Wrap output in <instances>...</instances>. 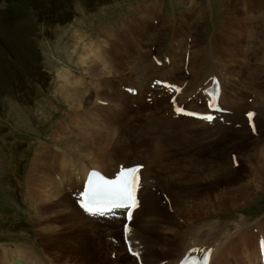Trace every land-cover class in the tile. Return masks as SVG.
<instances>
[{"label": "rangeland", "instance_id": "374dc122", "mask_svg": "<svg viewBox=\"0 0 264 264\" xmlns=\"http://www.w3.org/2000/svg\"><path fill=\"white\" fill-rule=\"evenodd\" d=\"M143 1L0 0V245L5 247L19 245L25 250H33L39 256L42 247L38 244V232L46 233L45 230H53L50 226L42 229L36 222L42 217V214L31 200V179L27 177L31 172V162L35 157L47 155V152L49 155L52 151L49 158L52 160L51 169L54 172L56 162L53 160L60 155L54 150L58 146L64 150L65 143H70L68 148L72 150L78 148L80 146L79 138L84 134L80 130L82 127H86L88 132L99 135L94 138L97 144L99 142L107 143L111 139V142L115 143L116 137L121 135V130H124L122 132L124 139L128 140L129 138L130 141L131 137L127 136L129 134L125 131L128 128L126 126L129 125L127 121L130 120V114L138 109L133 108L135 104H138L136 100L131 98L129 100V97L126 98V102L116 100L115 114L107 116L104 107L93 102L90 103L91 101L85 98L84 94H86L87 88L83 90L81 85H76V81L83 78L84 82L91 88H95L98 93V89L94 85L102 86V81L96 80L94 75L103 66L99 63L100 58L107 66L105 70L109 68L113 70L116 65L115 56L118 55L128 60L126 62L129 66L125 69V74H131L132 82L135 84L142 82L141 78L146 76L145 74H148L150 70L146 69L147 54H143V50L139 46L144 48V43L151 34L153 6L150 8L140 5L129 13L130 19L126 20L125 26L126 28L131 26L136 34L133 38H128L118 25L113 26L110 23L114 24L113 17H126L127 14L124 11L129 10L131 2ZM199 1L201 6L197 9L201 12L195 11L196 26L192 28L191 32L189 23H191L193 0H187V2L186 0H163L165 9L168 12L174 11L169 14V21H166L170 24L169 27L166 25L168 34L172 36L181 32L179 38L171 37V42L179 41L178 43H180L184 31L190 32L191 38L196 41V48H200L204 55L212 57L214 62L219 65L218 68L227 74V93L229 92L227 96L231 97V95L243 91V97L246 99L248 96L247 89H245L247 79L244 75L245 71L240 65L242 58L246 56L250 61L247 73L251 70H259V66H264V11L261 12L262 8L259 7V4H264V0H226V5L223 3L224 0ZM243 2L247 3L243 4ZM159 18H162V14L159 15ZM162 21L164 22V18ZM162 35H165V32ZM107 37H110L112 45L105 40ZM94 38L95 40H92ZM168 38L166 35L160 39V43H165L162 48L168 43ZM101 40H105L108 45H105L103 51L99 48L97 52L99 54V58L96 60L99 63L98 66L89 67L92 64L91 61L80 63L79 56L83 53V47L90 42H100ZM221 40L234 43L233 47L238 49V51L235 49L236 52L233 50L234 48H231L235 53L234 56L230 53L232 51H228L229 48L225 51L222 50L224 53L214 51L215 47L220 48L221 45L218 44ZM115 43H118L119 50L114 48L118 52L113 51ZM195 46L193 43L192 53L189 52L191 57L195 53ZM138 53L143 55L144 61L135 59V64L130 57H137ZM123 58L120 59L124 60ZM195 61L196 59L192 60L193 64ZM175 66L177 67V65ZM68 68L78 76L71 74ZM166 68L168 66L163 64L152 70L158 75H160L159 73L165 75ZM238 71L239 74H237ZM63 73L68 75L69 82L76 85L73 87L74 89L72 85L62 89L65 81L60 78V74ZM193 73L200 74L194 65L193 70L191 67L189 70L184 68L181 71V75L188 77H191ZM212 73L215 74V72ZM110 74L101 79L111 82L112 74ZM100 89L102 90L101 87L99 91ZM196 98L193 97V103L196 102ZM229 100L224 102L229 105ZM234 100L232 99V101ZM141 104L146 106L143 101ZM251 106L252 110H257L253 105ZM168 107L164 110L166 116L169 114ZM60 108L71 109L75 112L70 118ZM245 108L244 110L240 109L234 116L225 117L231 122L230 126H226L225 122L220 125H206L189 117L186 119L194 124L189 127L180 126L187 137V146L182 151L195 153L200 157L208 152L217 154L225 165L229 164V167L231 160L240 161L237 167H234L237 169L236 172L231 173L227 170L220 175L216 181L221 184L216 189L205 190L203 183L201 184L203 186H193L192 190L196 192V200L203 199L207 193L213 194L214 198L219 192L230 193L229 190L239 184V181L236 183L234 178L237 175L248 173L246 164L250 161L245 156H248L249 153L264 151V132L257 135L261 131V127L256 128L255 125L256 135H247L250 136L248 138L232 133V131L239 130L235 123L244 122L242 113L247 109ZM255 110L254 113H256ZM132 117L134 116L131 115V119H133ZM65 119L69 120L62 125L59 124L60 120L62 122ZM259 120L264 125L263 111L259 112ZM66 123L67 125H65ZM88 125L94 126V128H90ZM57 134L61 135L59 141H56ZM43 147L45 150L51 149V151H42ZM130 150L132 151V149ZM118 158V156L111 157L113 163L110 168L120 161ZM251 158L253 159V157ZM144 162L142 161V163ZM57 171L56 169V174H58ZM160 171L161 175L164 174L163 187L171 186L173 184L172 172L164 167H161ZM84 176H79V181L76 183L80 184ZM262 177L264 178V173ZM252 178L251 176L250 178L244 177L241 182L249 181ZM58 183L64 189L62 183L59 181ZM34 188L33 186L32 189L34 190ZM218 189L222 191L214 193V190ZM70 193L67 191L68 195ZM233 208L223 213L225 219L228 220V228L234 227L241 217L245 219V222H252L255 218L264 219V179L261 180V187L256 188L247 201L238 202ZM46 215L44 214V216ZM204 221L208 220L201 219L198 224ZM114 240L115 237L105 238V241L111 244H116V240ZM86 251L85 249L84 252ZM90 251L88 250L87 254L83 253L84 257H87L89 253L93 254L92 250ZM110 252L113 253L110 249L107 254ZM165 258L162 256L160 260ZM62 260L66 262L65 264H74V258L66 257V254ZM86 262L87 264H104L102 259H97V257L94 259L92 256L87 258ZM132 264H135L134 260H132Z\"/></svg>", "mask_w": 264, "mask_h": 264}, {"label": "bare ground", "instance_id": "6f19581e", "mask_svg": "<svg viewBox=\"0 0 264 264\" xmlns=\"http://www.w3.org/2000/svg\"><path fill=\"white\" fill-rule=\"evenodd\" d=\"M223 3L226 5L227 1L224 0ZM246 3L243 2V4ZM180 34L181 32H178L171 37L173 39L179 38ZM194 42L196 41L193 40ZM105 45H108L105 40L90 42L83 47V53L79 56V62L91 61L92 64L89 66L91 68H95L101 63L103 65L102 68L96 71L97 73L94 76L96 80L102 81H100L102 86L99 84L94 86L100 94H112L116 97V100L126 102L128 96L125 93L114 88L115 84L113 82L103 81L101 78L106 75L108 76L111 72V77L122 76V79L132 81L131 74H125V69L129 66L128 62H126L128 60L116 55L115 68L113 70L111 68L105 70L107 66L104 61L101 58L99 63L96 61L99 58V54H97L99 48L103 51ZM218 45H221L219 46L220 48L217 49L215 47L214 51L224 53L223 51L227 50V48H229L228 51H232L231 48H234L233 50L237 49L233 47L234 43L232 41L228 43L225 40H221ZM139 47L143 50L144 54L145 49L142 46ZM114 48L119 50L118 43H115ZM115 49L113 51L118 52ZM194 51L195 53L192 55V59H196V61L193 65L196 66L200 74L193 73L194 75L192 74L191 77L181 75L180 70L178 71L174 68L176 66L171 63L165 71L170 69L172 73H177L167 75L165 78L187 79L188 77L186 81H183L184 88L188 89L189 93H194L197 100L193 103L192 97L184 103V106L188 105L199 110H204L198 104L199 99L203 100L198 86H203L205 92V87L210 84L209 79L213 74L212 72L222 73L224 77H227V74L218 68L219 65L214 62L212 57L204 55L200 48H196L195 46ZM253 52L255 53V50ZM230 53H232V56L235 55L234 51ZM142 57L143 55L138 53L137 57L133 56L130 59H133L136 64L135 59L144 61ZM249 62L248 57L245 56L242 58L241 65L239 64L243 67V71H245L244 75L247 79L245 89L250 91L246 99L243 97V91L235 92L236 95H231V97L227 96L229 92L227 93L225 90H227L226 86L228 81L225 83L226 81L224 80L221 83V100L224 102L231 98L228 107L233 110V113L230 116L236 115L240 109L243 110L245 108L244 105L247 106L248 104L253 105L255 108L257 107V111L264 112V98L257 91L260 89L259 87L262 85L260 82L264 78V66H259V70H251L247 73L250 67ZM159 74L164 75L162 73ZM237 74H239V71ZM60 78H63L65 81L62 89L70 85L73 88L77 84L81 85L83 90L86 88V83L83 78L77 80L76 85L68 81V75L66 73L60 74ZM168 80L176 82L172 79ZM133 81L135 80L133 79ZM99 86L102 88L100 91ZM167 92L173 91L167 90ZM251 93L254 95V98L247 104L246 100L250 97L249 95ZM155 97L158 102L157 106L147 107L141 104V100L136 101L139 105L138 109L130 114V120L127 121L129 125L126 126L128 128L125 131L129 134L126 135L131 137V142L129 138L128 140L124 139V133H122L124 130H121V135L116 137L115 143L111 142V139L107 143L99 142L97 144L94 138L96 136L99 137V135L90 131L88 132L86 127H82L80 130L84 134L81 137L79 136L80 146L78 148L72 150L68 148L70 147V143H65L63 145L64 150L59 146L54 150L60 153L59 157L53 160L56 162L54 172L51 169L52 160L49 158L52 151L51 149L45 150L43 147L44 150L42 151H51L50 154L48 155L47 152V155L35 157L31 162V172H29L27 177L31 179V200L42 214V217L36 221L37 225L42 229L50 226L53 230H45L46 233L42 230V233L38 232V244L42 247V252L39 256L33 250H25L19 245L12 247L0 245V264H12L15 259H18V264H65L66 262L62 260L65 254L66 257L74 258V264H87L86 260L91 256L94 259L96 257L97 259H102L104 264H132V260H134L135 264H156L164 256L166 257L164 259L165 264H176L177 260L187 250H208L210 252V264H243L241 254L242 251H245V264H260L259 259L261 256L259 255V251H256L257 246L255 241L258 236L264 237V220L255 223V227L261 229V232L255 233L254 237L256 238H253L246 235V233L253 231L254 228L249 229L246 227L245 225L247 224L244 218L241 217L240 221L234 227L228 228V221L225 219L223 213L227 212L230 208L234 209L233 207L238 202L247 201L251 197V194L256 191V188L261 187V180L264 179L262 177L264 173V151L249 153L248 156H245L250 161L247 164L245 163L248 166V173L237 175L234 178L236 183L239 181V184L229 190L231 191L230 193L224 191L219 192L215 198L212 197L213 194L210 195L207 193L203 199L196 200V192L192 190L193 186H203L201 185L203 183L205 184V190L209 191L211 188L216 189L221 184V182L216 180L220 178L223 172L228 170L232 173L236 172L237 169L225 165L218 158L217 154L211 152L205 153L200 157L195 153L182 151L187 146V137L183 133V128H180V126L189 127L194 122L186 119L188 116L177 117L173 112L172 114L169 112L168 116H166L164 110L168 107L169 97L164 99V97L160 96L158 98L157 94ZM131 99L136 100L137 98L132 97ZM232 99L235 100L232 101ZM185 107L182 108L186 109ZM131 115L134 116L132 117L133 119H131ZM220 124L221 122L216 123V125ZM72 125H74L73 122ZM88 126L94 128V126ZM115 133L117 134V132ZM232 133H235L237 136L244 135L245 138H248L250 136L247 135L252 136L253 131L241 127L237 131H232ZM60 137L61 135L57 134L56 141L61 140ZM130 149L134 153L128 154L127 151ZM117 156L120 161L110 168L111 163H113L111 157L116 158ZM127 157L128 159H126ZM142 161L145 162L142 163ZM232 161H230V164H232ZM120 162H125L124 164H127V162L143 164L144 167L141 171V176L151 173L153 179V183L151 184L156 185L161 190V195L171 196L167 200L168 202L165 203V206L157 200H154L153 205L146 208L143 205L152 199L153 193L149 190V186L142 187L140 189V206L132 215L128 229L125 231L126 235L123 234V214L112 219H102V216L83 211L79 204V200H81V189L79 188L80 185L76 183L79 181V176L83 177L85 171L90 167L114 172ZM161 167L167 168L169 172H172L173 184L169 187L164 188L162 185L164 174L161 175ZM56 169L58 170V174L55 173ZM146 176L143 179L145 182L147 181ZM247 176L249 178L250 176L253 177L251 179L252 181L249 179V181L241 182ZM58 181L62 183L64 189L61 188ZM33 186L35 187L34 190L32 189ZM67 191L71 193L68 195ZM217 191L222 190H214V193ZM71 194L73 198H71ZM149 210H154L157 213L159 217L158 225L167 227V232L159 231L152 224L149 216L146 215ZM43 213L47 215L44 216ZM212 218V221H204L200 225L198 224L201 219L211 220ZM179 220L186 221L184 226L178 225ZM234 235L242 240L238 242V247L236 244L233 245L230 240ZM125 236L128 241V247L132 249L136 259L128 254L126 250L127 246L123 244ZM112 237H115L116 244L105 241V238L111 239ZM152 239L156 240V242H153ZM161 242L166 244L165 249L157 248L154 245L155 243L161 244ZM229 243H232L233 247ZM85 249L87 250L86 252H84ZM110 249L113 253L110 252V254H107ZM88 250H92L93 254L89 253L87 257H84L83 253L87 254Z\"/></svg>", "mask_w": 264, "mask_h": 264}]
</instances>
